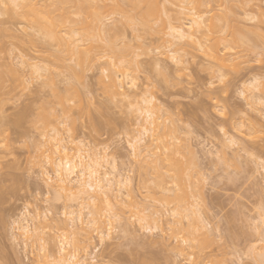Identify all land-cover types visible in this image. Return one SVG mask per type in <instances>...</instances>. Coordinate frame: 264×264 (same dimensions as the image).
<instances>
[{"label":"rangeland","instance_id":"1","mask_svg":"<svg viewBox=\"0 0 264 264\" xmlns=\"http://www.w3.org/2000/svg\"><path fill=\"white\" fill-rule=\"evenodd\" d=\"M224 1L213 0L211 4L199 7L204 13L203 26L210 22L217 26L222 24L217 15L225 10H222ZM252 1L242 9L234 8L237 17L229 18L228 24L222 19L226 24L224 33L208 32L216 40V49L221 57L229 58V61L225 58V63L219 61L222 65L210 57L211 52L207 48L215 47V44L214 41L207 42L206 36L202 37L203 44L207 45L204 51L198 46V39L196 42L187 40L189 43H184L183 47L174 48L180 60L174 62L168 50L162 48L164 40H168L165 36L162 41L165 34L146 35L128 26L121 28L124 31L122 41L127 45L121 43L120 46L128 48L126 55L123 53L125 50H120L119 54L132 58V62L127 71L128 78L122 80L124 86L118 89L117 95H111L104 87L108 78L107 72L102 74V70L108 69L110 57L102 48V42L96 39L79 42L78 51L72 47L76 55L71 51V54L60 56L62 59L59 60L56 54L60 48L53 41L40 40L42 36L39 37L35 25L32 27V22L24 16L18 18L20 12L18 14L17 10L18 17L12 13L14 5L9 7V1L0 3V264H48L45 254H58L59 237L63 233L67 238L64 241L66 252H82L81 248L86 246L85 254L89 261L101 260L103 264H193L194 259L188 254L196 253L194 248L186 244L180 249L175 248L185 239V229H192L198 225L197 222L200 224V221L195 223L188 216L189 212L184 210L190 203L198 206L197 210L195 206L192 208L207 223H204L206 229H201L208 235L200 242L203 263L258 264L264 259V240L260 241L261 236L264 239V223H260V207L264 202V167H260L264 160V143H261L264 83L260 82L264 77L260 71L261 49H264V0ZM175 2L165 4L171 13V9L178 5ZM165 15H161L165 25L170 16V22L177 23L175 14ZM121 18L120 14L110 16L106 22L108 30L112 28V31L114 20ZM238 34L245 36L242 46H234V39L231 41ZM138 35L140 39L136 38ZM76 57L79 61L83 58L81 66ZM158 59H161L159 71ZM34 65L39 68L36 73V68H31ZM220 68H226L232 74L234 83L239 80L244 93L238 97L233 89L225 117L218 115L209 99V90L205 88L214 71ZM74 71L76 77L73 76ZM133 80L135 86L130 87ZM69 88L72 89L67 93ZM57 94L68 98L67 101L61 103ZM149 95L156 100L157 115L161 117L160 122L165 123L164 132L173 142L175 158L190 176L187 184H193L192 189H189L190 185L184 191L176 190V193L177 186L172 180L165 186H175L169 193L161 192L155 183L153 185L151 168L162 148L152 138L145 137L142 142L147 149H142L143 156H133L128 148L132 137L137 136L139 113L136 103ZM40 110L44 111L41 116ZM54 129L62 137L64 135L71 147L82 142L85 151H100L106 157L108 170L114 163L125 178H130L129 184L123 188V195L111 198L110 206L100 199L95 203L86 202L82 212L89 226L81 227L76 223V228H71L70 216L65 214L70 209H77L78 201L65 199L63 193L56 197L53 188L45 184L46 176L42 171L46 169L52 174L48 164L50 160L47 161L45 156L53 150ZM231 139L236 143L232 144ZM153 144L154 147L149 149L151 152L148 147ZM51 184L55 185L54 182ZM191 191L194 192L191 194ZM174 195L176 200H170ZM36 213L41 214L39 218L46 215L45 220L39 219V223L35 220L37 223L33 224V229L39 227L36 229L41 240L37 242L33 237L25 241V245L15 222L30 219V214L33 218ZM151 213L161 216L162 221L158 223L154 217L149 218ZM113 214L116 218L111 219L112 225H109L107 217ZM91 220L97 224L90 223ZM187 224L190 227L187 228ZM108 225L110 235L100 240V231L104 232L106 228L107 233ZM149 227L152 230H147ZM87 236L91 237L88 239ZM86 239L89 241H84ZM41 245L45 246V251Z\"/></svg>","mask_w":264,"mask_h":264},{"label":"bare ground","instance_id":"2","mask_svg":"<svg viewBox=\"0 0 264 264\" xmlns=\"http://www.w3.org/2000/svg\"><path fill=\"white\" fill-rule=\"evenodd\" d=\"M5 1L10 2L9 7L14 5L13 8L11 9V11L14 9V12H12V13H15V10L18 11V14L20 12V14L22 16L19 14V17H18L17 12L15 13V15H17L18 18L21 17V19H22V17L24 16V18H27L29 20V22L30 21L32 22V23L30 22L32 27H33V25H35L34 29L37 28L36 32L39 33V37L42 36L40 40H43L45 42L53 41L60 48V49H58V51L59 50L60 51L56 54L57 59H59V60H61L62 57H64L63 56L64 54H67V53L71 54V51H74L77 47H79L80 46L79 42H84V41L88 42L90 40H95V39L98 40L99 42H102L103 43L102 48H105V51L108 52V56L110 57L109 60L107 61L108 69L102 70V74L107 72L106 76L108 78V82L106 81V84H104V87L110 93H112L111 95H117V94H119L118 89H122L124 86L122 84V80L128 78L129 72L127 73V71L129 69L130 63L132 62V58L128 59L126 56H124L127 54L126 50L128 47L126 46V48H125L124 46H120L122 44L127 45V44H125L127 42L122 41L124 38V36L122 37V35H124L123 34L124 31H122V30L125 28V26L130 27L132 30L134 29L136 32L141 31L143 34H146V35L165 34V35H163V37L160 35L162 37V41L164 40L165 36H167V38H165V39H168V40H164L165 42L163 41L164 45H162V48L168 50V53H170L173 56L172 59L174 58V55L177 54V56L175 55L176 56L175 61L180 62L179 56H178L179 54L177 53V49H174V48H176V47L180 48L181 46L183 47L184 43H189V42H187V40L191 41V39H192V41L193 40L195 41V39L196 40L198 39L199 41L197 44H199L198 46L200 47V49L203 47V51H204V47L206 48L207 45L203 44L202 37L205 38V36L207 37V39H206L207 42L208 41H214V44L215 43L217 44V42H215L216 40H214L213 36H209L208 32L209 33L210 32L211 33H215V32L224 33V30L226 29L225 26H226V24H228L229 20L237 17L236 16L237 12H236V10H234V8L242 9L245 6H247V4L252 0H225L224 1L225 6L222 7V10L225 8V10H223V11H225V13L223 11H221V13H219V15H217V17L218 16L220 17V18L219 17L217 18V19H219L218 21H221L222 24H220V25L218 24V26H217V24L215 22H214L215 24H212L213 22H210V24H208L206 27L202 25V23H204V21H203V14L204 13L202 10H199V7L201 5H209L213 2V0H204V1H202V0H176L175 4L177 3L178 5H176V8L174 10H172L170 8L172 13L170 12L169 8L166 7L165 4L166 3H172L173 4L174 0H162V1L161 0H0V3L6 4ZM252 2H253V4L257 3V2L255 3V1H252ZM226 4H227V7H226ZM5 8L7 10L9 9L8 7H5ZM226 8H227V11H226ZM3 11H4V8H3ZM11 11H9V12H11ZM9 12H8V14H9ZM169 12H170V14H175L177 16V23H172L173 21L171 22L172 27L176 28L177 32L182 31L184 33V36L187 38H181L180 36H177V35L169 32V23L168 22L171 21V19H170L171 16H170ZM113 14H120L122 18H121V20H114L115 23L113 22L114 25H112V26H113V30H115V31L112 30L113 31V33H112V31H111L112 28L110 30H108L109 28L107 27L106 22L110 18V16H112ZM163 14H166L165 16H167V15L170 16L168 18L169 21L166 23V25L162 22V19H161V15H163ZM220 14L222 15V18L220 16ZM15 15H13V16H15ZM223 15H224V17H223ZM245 16H248V15H245ZM222 19H224L226 24H225V22L222 21ZM173 20H174V18H173ZM185 20H187V21L195 20V24L189 25V24L182 23V21H185ZM174 22H175V20H174ZM223 24H225V25L222 26ZM119 27H120V29H119ZM121 28H123V29L121 30ZM106 29H107V31H110L112 34H110V32H108L109 35L107 36L108 33H107ZM164 31H165V33H163ZM105 33H107V34H105ZM198 34H201L200 37H198ZM231 34H233V33H231ZM240 34H238V36H236L240 40L237 39L236 37L234 38V36L232 37L231 41L233 42V39L235 41V43L233 42V45L235 44V45L242 46L241 44H242L243 38L245 36L241 37V36H239ZM234 35H235V33H234ZM136 38L140 39V36L138 35V37H136ZM44 39H46V40H44ZM235 39H237V40H235ZM200 40H202V42ZM225 41H227V40H225ZM123 42H125V43H123ZM77 43H79L78 44L79 46H77ZM204 43H205V41H204ZM216 44H215V47H209L207 49H209L210 50L209 52H211V54L209 53L211 55L210 57L213 56L214 60L215 59L218 60L217 63H220L222 65L221 62L224 61V63H225L226 59H227V61H229L228 60L229 58H226L225 56H224V58L221 57L222 55H220L218 53L219 50L216 49ZM187 45H189V44H187ZM185 46H186V44H185ZM72 47H74L75 49ZM122 47H124L125 49L124 48L120 49ZM77 49L79 50V48H77ZM77 49H76V51H78ZM120 50H121V52H123L125 50L123 52L124 55H122V53L119 54ZM61 51H65V52L67 51V52L62 53ZM129 51H130V48H129ZM129 51H128V53H129ZM125 52H126V54H125ZM74 53L76 55L75 51H74ZM205 53H207V52H205ZM81 54H83V53H81ZM78 55H79V59H80L81 55L80 54H78ZM60 56H62V57L60 58ZM98 56L100 58L102 57V55H98ZM133 57L135 58V55ZM84 58H85V56H84ZM134 58H133V60H135ZM76 59H77V57H76ZM81 60H83V58ZM158 60H157L158 61L157 65L158 64L160 65L161 59H158ZM80 61L78 60V64L81 66L82 61L81 62ZM219 61H221V62H219ZM224 63H223V65H224ZM34 66L35 67H31L32 70L34 68H36V65H34ZM161 68H162V66H161ZM12 71H14V70H12ZM34 71H35V73L39 71L38 66L36 69H34ZM80 73H81V71H80ZM38 76H39V74H38ZM73 76L74 77L77 76L75 71H74ZM48 81H50V80H48ZM50 82H52V81H50ZM47 84H49V83H47ZM49 85H53V84H49ZM71 89L72 88H69L67 90V93H69V91ZM57 95H59V94H57ZM55 97H56V93H55ZM59 97H60V102L63 104L68 99L65 96L59 95ZM261 99L264 102V97ZM79 100H80V98H79ZM79 100H78V102H80ZM155 102H156V100L154 99V97L152 95H149V96L144 97L141 100V102L137 101V103H136L138 105L136 109L139 113V116H138L139 121L137 120L138 121L137 122V126H138L137 136H135L134 138L132 137V139H131V143L136 145L135 155H133V156L137 157V155H138V157H140V154L143 152L142 149L147 150V149H145L144 143H142L144 141L145 137H147L149 139L152 138V141L159 143L161 145V146H159L160 149L162 148L161 153L157 154L156 159L154 160L155 163H153L154 164L153 168H151L153 170L152 173L154 176L153 185L155 183V185L157 186V188L159 187L161 192L167 191L169 193V192H171L170 188L174 187V189H175V186L170 187V188L165 187V186H167V183H169L172 180L171 182H174L175 185L177 186L175 189V192H176V190L184 191L190 185H191L190 186L191 188L189 187V189H192L193 184H189V183L187 184V182L190 179V176L182 168V163L178 159H176L174 156L175 154H174V150H173V147H174L173 142H171L170 139H167L166 133L164 132L165 123L160 122L161 117L157 115V106H156ZM41 110H43V109H41ZM43 112L42 111L40 112V116L42 115L41 113H43ZM44 117H46V115ZM54 119L57 120V118H54ZM56 120H55V123H56ZM50 121H52V120H50ZM44 123H45V121H44ZM50 125H52V124H50ZM54 125H52V126H54ZM54 130H55L54 131L55 136L52 137V139L55 141V143L53 144V150L50 152V154L47 153L48 154L47 156L44 155L47 158V161L50 160L48 162V164L50 165V168H51L50 171L52 172V174H50V172H48L49 170L47 171L46 169H44L42 171L43 175L46 176L45 184L47 185V187L53 188L56 197H60L61 194L63 193L64 194L63 197H66L65 199L76 200V202L78 201L76 204L77 209H70L69 211H67V213L64 210V212L66 213L65 216L68 215L71 217V218L69 217V221H70L69 226L71 228L75 227L76 223H77L76 225H79L81 227H83V225H86V224H87V226H89L88 223L86 222L85 217L83 216V212H82V209L86 205V202L88 203V201H89V202L95 203L94 201H96L97 199H100V200L104 201L108 206H110L111 198L117 199L123 195L122 194L123 188L126 184H129L130 178H128V177L125 178L124 174L120 172L121 170L116 168L114 163H113L111 170H108L105 166L106 157L104 155H102V153H100V151H98V152H96V150H94L95 152H91L88 150L85 151V149L82 148L85 146H83L82 142H78V141H77L78 143H76V144L74 142V144H75V145H73L74 147H71L68 145V142L65 139L64 135H63V137H64L63 138L62 134H58L59 132L57 133L56 129H54ZM174 130H175V128L173 129V131ZM142 133H146V134L141 135ZM175 133H176V130H175ZM138 136L141 137L139 142H137ZM231 141H232V139H231ZM151 146L154 147V144L150 145L148 147V150L150 149ZM156 148H157V146H156ZM92 151H93V149H92ZM149 151H151V150H149ZM148 153H150V152H148ZM150 154H147L148 157ZM143 155H145L144 152H143ZM143 155L141 154V156H143ZM144 157L146 159V156H144ZM147 160H143V161H147ZM149 160H151V159H149ZM151 165H152V163H151ZM138 166H139V164H138ZM196 174L198 175V173H196ZM168 179H169V181H168ZM52 182H54L55 185H52L51 184ZM147 182H149V181H147ZM171 182H170V184H171ZM151 184H152V182H151ZM151 184H150V186L153 187V185H151ZM174 189L173 190L171 189V190L174 191ZM153 190H156V189H153ZM160 190H159V192H160ZM196 190H198V188ZM179 191H178V193H179ZM192 192H194V191H191V194H192ZM173 194H175V193H173ZM171 195H172V193H171ZM179 195H181V194H179ZM176 196H177V194H176ZM176 196L175 195L173 197L170 196V200H174V199L176 200V198H175ZM164 199L165 198H163V202H164ZM177 199H178V197H177ZM177 201L179 202L180 199ZM168 202H170V201H168ZM72 203H73V201H72ZM173 203L174 202H172V204ZM177 206H178V204L176 205V207ZM194 206H195V204H193V203L187 204V207H185L184 210L189 212L188 214H190V215H188V216L189 217L191 216V219L194 222L200 221L201 225L199 224V222H197L198 225L195 224L196 223L195 222L194 224L197 226L193 227L192 229H189L188 228L189 225L187 224L188 230H186V229L184 230L185 234H186L185 239L181 240V242L176 244L175 248L180 249V247H182L185 244L188 245L189 247H191L192 249L194 248V251H197V252L193 253V251H192V253L190 254V252H189L188 255H189V257H191V259L193 257V259H194L193 264H202L203 263L202 258H204V257H203L202 252H201V251H203V249H202V245L200 246V244H201L200 242L203 240L202 237L206 236V233L201 232V229H206V226H204L205 221L201 220V217L197 214V211H195L194 208H192ZM197 207H196V210L198 209ZM136 208H137V206H136ZM177 209H179V208H177ZM191 209H193V210H191ZM174 212H175V210H173V213ZM38 213H39V211H38ZM38 213L34 214L35 216L33 218H31L32 214H30V219L28 217L27 219L23 218L20 221L15 222L18 225L17 228L21 231V232L19 231V233H21V236L24 239L25 245H27L25 243V241H27V240L30 241L31 238H33V237L36 238L35 240L37 242L40 239V237H38L39 236L38 229H36L38 226L36 228H34L35 230L33 229V227H34V225H36L35 223H37V222L39 223L42 219L45 220L46 215L44 214V216H41L43 218H39L40 217L39 215H41V214H38ZM90 213H88L89 216H90ZM136 213H138V212H136ZM156 213H158V212H156ZM142 214H144V213L142 212ZM175 214H176V212H175ZM148 215L149 214H147V216H146L147 218H148ZM157 215L155 213H153V214L151 213V215H149V218L152 217L151 219H153V217H154V221L160 223L162 221V218H161V216H157ZM178 215L180 216L181 214H178ZM103 216H104V214L102 215V217ZM26 217H27V214H26ZM113 218H116L115 214L108 215L107 219H108L109 225H112V222L110 220ZM142 218H141V220H142ZM39 219H40V221H39ZM35 220L37 222H35ZM29 222H31V223H29ZM95 222H97V221H94V220L90 221V223H95ZM31 224L32 225L34 224V225L32 226ZM96 224L97 223H95V225ZM205 224H207V223H205ZM202 225H203V227H202ZM198 226H199V229H198ZM31 227H32V229H30ZM200 227H202V228H200ZM88 229H90V228H88ZM91 229H92V226H91ZM33 230H34V232H33L34 234L32 236L31 233ZM104 230L106 231V228ZM147 230H152V228L149 227V229H147ZM102 231L103 230H101L100 234H99V236L101 237L100 240H103L105 238V236L107 237L108 235H110V226H109V231H107V233L105 231L104 232H102ZM84 237H85V234H84ZM59 238H60V241H59L58 254L53 255V254H49L47 252L45 254V259L47 260L48 264L49 263L50 264H93V261H94L93 259H91V261L86 259L87 258V254H85L86 250H87V248H85L86 246L81 248L82 252L79 250H74V251L67 253L65 250V243H64V241L67 240L65 234L63 233V235H61ZM87 238H88V236H87ZM88 239H86L84 241H87ZM263 240L264 239L261 236L260 241H263ZM204 241H205V238H204ZM41 249H43L45 251L46 248L44 245H41ZM204 255H206L205 252H204ZM260 255H261V253H260ZM261 257H263V256H261ZM188 259H190V258H188ZM262 260H264V259H262ZM262 260H260L259 263L263 264ZM44 263H46V262H44ZM205 263H203V264H205ZM191 264H192V262H191ZM222 264H224V263H222Z\"/></svg>","mask_w":264,"mask_h":264},{"label":"snow or ice","instance_id":"3","mask_svg":"<svg viewBox=\"0 0 264 264\" xmlns=\"http://www.w3.org/2000/svg\"><path fill=\"white\" fill-rule=\"evenodd\" d=\"M184 24L193 25L195 24V20L192 21H182ZM169 32L172 34H175L177 36H180L181 38H187L184 36V33L177 32L176 28H173L171 25V22H169ZM173 61L175 62V57L173 58ZM261 69L260 71L264 73V49H261ZM158 66V71H159ZM232 74L227 71L226 68H220L217 71H214L213 76L210 80L206 82L205 88L209 90V99L212 101V104L215 106L217 113L220 117H225L226 112L228 111L227 105L229 102V98L232 96V91L235 89L236 95L243 96V90L240 88L239 80H236L235 83L233 82V79L231 78ZM261 83H264V77L261 78ZM135 84V81L132 82V85H129L130 87ZM247 87H251V85H246ZM213 95L215 98H213ZM223 105V107H222ZM223 131V128L221 129ZM146 133H142L141 135H144ZM261 143H264V128L261 129ZM140 136L137 137V142L140 140ZM251 138V137H249ZM232 144H235L236 141L232 140ZM128 148L131 149L133 155H135L136 145L133 143L128 144ZM253 159L255 157L253 156ZM260 167H264V160L261 161ZM260 213H261V221L260 223H264V202H262L260 207ZM93 264H103V261L101 260H94Z\"/></svg>","mask_w":264,"mask_h":264}]
</instances>
